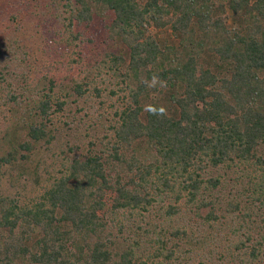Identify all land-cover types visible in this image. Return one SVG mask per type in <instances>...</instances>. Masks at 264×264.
<instances>
[{
    "label": "trees",
    "instance_id": "trees-1",
    "mask_svg": "<svg viewBox=\"0 0 264 264\" xmlns=\"http://www.w3.org/2000/svg\"><path fill=\"white\" fill-rule=\"evenodd\" d=\"M22 1L92 68L32 81L20 39H0L3 103L25 132L0 154V264H194L218 240V264H264V0ZM93 94L115 101L100 138L34 201L6 192Z\"/></svg>",
    "mask_w": 264,
    "mask_h": 264
},
{
    "label": "rangeland",
    "instance_id": "rangeland-1",
    "mask_svg": "<svg viewBox=\"0 0 264 264\" xmlns=\"http://www.w3.org/2000/svg\"><path fill=\"white\" fill-rule=\"evenodd\" d=\"M22 2V0H0V39L2 40L6 36H14L20 39L24 50L29 53L24 67L29 80L37 81L45 74L59 80H67L71 77L75 80H83L87 73H90L92 67L84 60L78 62L74 59L77 58L76 46L66 41L68 35L65 32L62 33V27L56 26L58 20L56 18L45 20L41 19L40 16H31V11L33 12L35 9L38 11L34 2L28 5L29 8L26 12L21 13L19 10L26 7L25 3ZM13 14L17 18H13ZM49 17H53V15ZM14 85H21V80H15ZM4 89L3 83L0 82V154L18 144L25 137L22 126L13 123V117L7 112V106L3 103ZM104 98H107V95H104ZM89 99L87 105L80 103V105L87 106L86 110L79 113L83 116L81 124L78 125L77 121L73 126L74 130H69L68 125H64V120L68 121V119L64 115L59 117L61 118L62 131L58 139L49 145L42 144L38 146L39 150L27 162L24 168L26 172L22 176H18L19 171L16 170L13 171L14 177L9 175L4 177L3 187L6 192L16 194L25 202L34 201L41 194L44 187L51 183L53 177L59 174L62 168L61 165L66 158L85 151L88 148L87 142L92 138H100L97 135L101 136L103 131H106L110 119L113 117L111 104L115 101L107 98L106 104L102 105L99 101L102 97L95 94L91 95ZM117 105H120V103ZM75 108L76 106H74ZM87 134H90V136H87ZM77 143L81 148L71 150L70 146L77 145ZM230 196H232L230 187H227L225 193H221L219 199L225 203ZM168 203L169 200L166 201V204ZM182 206L186 218L193 216V213L190 212L192 207L190 204L188 205L183 200ZM163 212L162 209L160 213ZM157 216L158 210L154 212L153 219H157ZM209 250L214 251L209 253ZM201 252L198 253L195 249L191 253L192 259L188 258L190 262L199 264L201 256L206 253L207 256H210L208 259L211 260V264H218L219 253L227 254V245L218 240L215 246L207 247L203 253ZM181 255L186 256L189 254L183 253ZM183 256L177 261L178 264L185 262L186 257ZM227 257L229 258L228 254ZM224 261L227 262L226 259Z\"/></svg>",
    "mask_w": 264,
    "mask_h": 264
}]
</instances>
